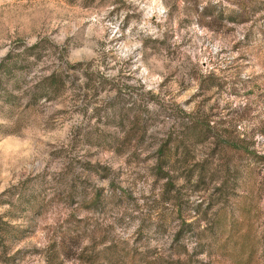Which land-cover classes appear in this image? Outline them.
I'll list each match as a JSON object with an SVG mask.
<instances>
[{"label":"rangeland","instance_id":"rangeland-1","mask_svg":"<svg viewBox=\"0 0 264 264\" xmlns=\"http://www.w3.org/2000/svg\"><path fill=\"white\" fill-rule=\"evenodd\" d=\"M189 1L0 0V60L9 53L19 79L12 108L0 90V244L19 264H47L64 230L167 264H264V11L217 33ZM40 41L48 50L23 68ZM60 62L72 83L29 105ZM77 125L142 135L107 151Z\"/></svg>","mask_w":264,"mask_h":264},{"label":"trees","instance_id":"trees-1","mask_svg":"<svg viewBox=\"0 0 264 264\" xmlns=\"http://www.w3.org/2000/svg\"><path fill=\"white\" fill-rule=\"evenodd\" d=\"M189 2L190 3H188V6L190 8V12H192V14L196 16V24L202 27H206L209 30L217 33L221 32V30H228L233 26L241 25L248 20L257 18L260 12L264 11V0H190ZM224 2L228 5H225ZM42 44L43 43L41 41L36 42L33 45L23 49L22 53L27 58L25 63H23L22 65L23 68H28L33 62L35 63L43 57V54H45L44 52L48 49H45ZM62 57V53H59L58 58L61 60ZM28 58H30L31 61H27ZM15 64L16 63L13 60V57L9 53H7L0 60V90H2L1 95L2 98H4L3 104L7 105L6 107L9 108H12V105H14L15 103H13L10 99V90L7 91V88H14L19 80L15 76L17 70L13 67ZM75 67L76 66L70 67V69L74 70ZM66 68L69 67H67L64 62H60L59 65L53 67L47 73L38 76L32 82V85L29 87L27 93L25 94V98L28 100L29 105H32L39 100L47 102L55 101L60 96H62L67 81H70V83H72L73 81L72 79H68L69 75ZM20 77L21 76H19V78ZM90 84V79L89 81L86 79L82 84V87L84 89H88ZM146 94L150 93L146 92ZM180 113L182 115H185L189 119V121L192 120V114L185 113L184 111H180ZM138 119L139 117H135L130 124L134 126L138 125V127H140L142 122L140 121L138 123ZM203 128L206 131L210 129L207 124ZM73 134L74 136H80L81 140L85 144L94 145L102 150L115 152H118L120 150L123 151L125 147L129 146L132 138L137 136L141 137L142 135V133H139L138 135H130V132H125L122 136L119 137L117 135H106L103 132L92 133L84 131L82 127H80V125L74 127ZM178 144L180 143L178 142ZM178 146L179 145L176 144L175 147ZM154 156L155 167L159 171L161 169V166H167L169 156L167 151H164L162 146L155 151ZM201 173L198 174L199 180H202V178L206 176L202 175ZM163 176L166 177V175H162V177ZM213 176V173L208 174V177L210 179L213 178ZM218 190L221 189L219 188ZM3 225L7 224L3 223ZM17 237L18 236L14 235L13 238L17 241L19 238ZM81 240H83V238L78 231H62V233H60V236L57 237V239L55 238L53 243H51L52 248L50 250L52 251L48 249L46 250L47 254L51 255L50 257H48V255L45 254V261L47 262V264H60L61 260H72L76 264L166 263L161 255H158L157 253H151V257L148 258V256L146 255L150 253L149 251H145L141 254L140 252H137L136 249H130L125 244H123L122 246L109 245L102 247H99L97 244L82 246ZM20 253V250H17L11 254L10 247H4V245L0 244V263L19 264V261L22 258V256H20ZM171 263L174 264V262Z\"/></svg>","mask_w":264,"mask_h":264}]
</instances>
